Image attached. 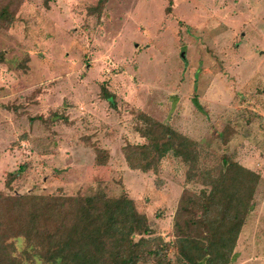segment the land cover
I'll return each instance as SVG.
<instances>
[{"label": "rangeland", "instance_id": "obj_1", "mask_svg": "<svg viewBox=\"0 0 264 264\" xmlns=\"http://www.w3.org/2000/svg\"><path fill=\"white\" fill-rule=\"evenodd\" d=\"M16 1L0 25V190L124 193L161 262L181 264L179 201L202 186L171 153L157 174L128 167L143 114L195 141L201 168L229 156L259 176L228 264H264V0Z\"/></svg>", "mask_w": 264, "mask_h": 264}, {"label": "trees", "instance_id": "obj_2", "mask_svg": "<svg viewBox=\"0 0 264 264\" xmlns=\"http://www.w3.org/2000/svg\"><path fill=\"white\" fill-rule=\"evenodd\" d=\"M17 5L16 0H0L1 26L15 22ZM102 92L112 102L113 96L104 88ZM138 118L143 123L135 131L144 142L122 149L128 167L157 174L160 161L171 153L187 167L185 181L202 186L193 198L179 201L174 224L178 237L169 244L177 249V260L228 264L259 176L229 156L212 169L201 168L195 141L148 116ZM94 151L95 164L105 165L108 152ZM21 171L6 174L5 188ZM152 233L147 217L124 193L60 196L0 190V264H138L154 255L156 264H163L152 248Z\"/></svg>", "mask_w": 264, "mask_h": 264}]
</instances>
